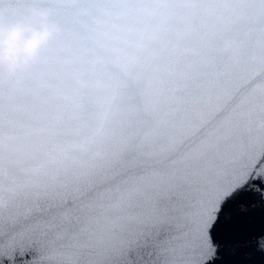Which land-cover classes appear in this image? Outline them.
<instances>
[{
    "label": "snow or ice",
    "instance_id": "1",
    "mask_svg": "<svg viewBox=\"0 0 264 264\" xmlns=\"http://www.w3.org/2000/svg\"><path fill=\"white\" fill-rule=\"evenodd\" d=\"M30 10L58 35L0 73V264H264V0H0Z\"/></svg>",
    "mask_w": 264,
    "mask_h": 264
},
{
    "label": "clouds",
    "instance_id": "2",
    "mask_svg": "<svg viewBox=\"0 0 264 264\" xmlns=\"http://www.w3.org/2000/svg\"><path fill=\"white\" fill-rule=\"evenodd\" d=\"M58 35L48 14L29 11L27 16L0 20V73L8 77L27 69Z\"/></svg>",
    "mask_w": 264,
    "mask_h": 264
},
{
    "label": "water",
    "instance_id": "3",
    "mask_svg": "<svg viewBox=\"0 0 264 264\" xmlns=\"http://www.w3.org/2000/svg\"><path fill=\"white\" fill-rule=\"evenodd\" d=\"M25 258L30 259L31 257L30 256H26ZM121 264H124V260L123 259L121 260ZM128 264H132V261L128 260Z\"/></svg>",
    "mask_w": 264,
    "mask_h": 264
}]
</instances>
